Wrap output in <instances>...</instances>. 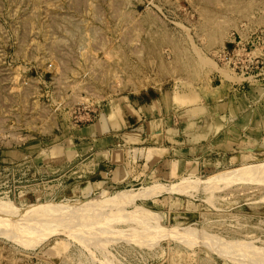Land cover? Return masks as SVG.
I'll list each match as a JSON object with an SVG mask.
<instances>
[{"label": "rangeland", "instance_id": "1", "mask_svg": "<svg viewBox=\"0 0 264 264\" xmlns=\"http://www.w3.org/2000/svg\"><path fill=\"white\" fill-rule=\"evenodd\" d=\"M153 92L193 122L116 183L76 129ZM0 264H264V0H0Z\"/></svg>", "mask_w": 264, "mask_h": 264}, {"label": "crops", "instance_id": "2", "mask_svg": "<svg viewBox=\"0 0 264 264\" xmlns=\"http://www.w3.org/2000/svg\"><path fill=\"white\" fill-rule=\"evenodd\" d=\"M172 98L183 104L199 101L187 85L178 89ZM168 102L169 98L164 100L162 92H153L142 93L138 100L130 104H106L95 122L76 129V137L92 146V150L96 151L94 156L103 155V163L109 162L114 166L113 181L126 182L137 172L136 158L130 153L139 154V159L145 162L150 159L164 160L168 151L175 150V147L171 150L167 148L168 139L176 138L193 122L191 108L168 112ZM159 140L162 144L156 145Z\"/></svg>", "mask_w": 264, "mask_h": 264}, {"label": "bare ground", "instance_id": "3", "mask_svg": "<svg viewBox=\"0 0 264 264\" xmlns=\"http://www.w3.org/2000/svg\"><path fill=\"white\" fill-rule=\"evenodd\" d=\"M254 167V166H253ZM260 169V168H259ZM192 184V183H191ZM180 184H178V186H179ZM185 190H186V188H185ZM152 193V192H151ZM120 197V196H119ZM137 198V197H136Z\"/></svg>", "mask_w": 264, "mask_h": 264}]
</instances>
